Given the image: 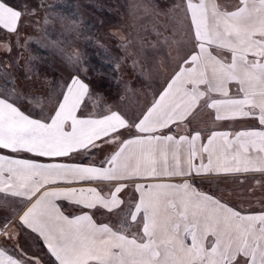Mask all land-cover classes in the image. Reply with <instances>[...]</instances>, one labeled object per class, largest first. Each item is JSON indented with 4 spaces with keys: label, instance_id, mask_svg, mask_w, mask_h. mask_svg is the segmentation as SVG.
I'll list each match as a JSON object with an SVG mask.
<instances>
[{
    "label": "snow or ice",
    "instance_id": "obj_1",
    "mask_svg": "<svg viewBox=\"0 0 264 264\" xmlns=\"http://www.w3.org/2000/svg\"><path fill=\"white\" fill-rule=\"evenodd\" d=\"M185 11L192 47L138 122L111 110L78 115L89 86L75 78L54 114L43 119L25 114L12 93L0 94V149L62 158L94 155L92 149L118 143L100 166L0 155V193L21 198L26 210L20 220L43 238L58 264H264V213L242 214L191 183L209 173H264V128L231 139L213 131L199 146L200 132L158 134L186 120L201 100L215 110L216 120L254 118L264 126V0H239L233 11H222L215 0H186ZM21 16L0 0V28L16 32ZM213 48L230 53V62ZM233 82L237 92L230 94ZM133 127L138 135L120 139L121 130ZM160 177L184 179L136 184V203L125 205L120 198L123 182ZM84 182L110 185L108 195L75 186ZM62 200L81 214L66 215ZM84 209L119 213L124 231L97 224ZM129 219L142 225V236L126 234ZM0 264L31 261L0 249Z\"/></svg>",
    "mask_w": 264,
    "mask_h": 264
},
{
    "label": "rangeland",
    "instance_id": "obj_2",
    "mask_svg": "<svg viewBox=\"0 0 264 264\" xmlns=\"http://www.w3.org/2000/svg\"><path fill=\"white\" fill-rule=\"evenodd\" d=\"M7 2L23 13L22 54L31 53L34 63H53L55 71L69 63L88 82L90 107L116 108L130 122L148 104L141 94L151 91L148 79L172 75L192 47L183 0ZM216 187L234 190L229 197L246 204L264 203V178L232 177Z\"/></svg>",
    "mask_w": 264,
    "mask_h": 264
},
{
    "label": "crops",
    "instance_id": "obj_3",
    "mask_svg": "<svg viewBox=\"0 0 264 264\" xmlns=\"http://www.w3.org/2000/svg\"><path fill=\"white\" fill-rule=\"evenodd\" d=\"M183 1L185 4L186 0ZM215 2L222 11H233L238 5L239 0H215ZM9 5L14 6L10 3ZM14 7L22 13V10L19 7ZM22 16L21 20L18 22L16 32H8L7 30L0 28V94H3L5 91L12 93V99L16 100L17 106H19L25 114H30L32 118L43 119L49 114H54L57 102L62 100V93L66 92L67 86L71 84L72 79H79L87 85L88 82L86 78L82 74H79L77 70L75 72L73 68H70L69 63H64V65L61 63L60 66H57L59 69L56 68L55 71L53 69V63H34L35 61L31 58V53L28 55L22 54L20 47ZM188 23L190 28V21ZM210 50L214 55L224 59L226 62H230V53L221 52L214 48ZM21 55L25 58L27 57L28 60L22 59ZM30 60L32 63H26ZM172 75L168 74L148 79L149 84H153V86L149 88L151 90L150 92L143 91V93H141L145 94L144 96L146 97L148 104L144 107L143 111L138 114L139 118H142V115L146 112L147 108L151 106L154 99L157 98L158 93L162 90L163 86H165L166 82ZM203 89L204 86L202 85L201 90ZM229 89L230 94H235L237 92V86L234 82L229 85ZM129 93H132V91ZM90 94L91 91L89 87V94L85 97L78 115L94 117L107 114L109 110L117 111L116 108H107L108 111H103L100 104L98 107H95V104L90 107L87 104ZM124 101L126 100L124 99ZM138 119L136 122H138ZM262 128H264V126H260L258 124V120L254 118L216 120L215 110L206 107L204 101L201 100L199 106L186 120L172 124L168 129H164L158 134H170L179 138L181 135L191 137V135L195 132H200L201 140L197 141V145L199 146L201 142L207 144V138L213 131L227 132L229 133V138L231 139L234 137L236 132L262 130ZM121 131L125 133V136L122 135L120 139H129L138 135L134 127L131 130L127 129ZM117 148L118 143H109L104 145L102 151L92 149V152L95 153L94 155L91 153H85L82 155L62 158L39 157L35 154L27 152L13 153L8 149H0V155L10 156L12 158L29 159L38 163L60 162L77 163L85 166L91 164L100 166L102 161H104L111 153L116 151ZM194 163L199 165V158H197ZM204 163H207V154H205ZM103 166L107 165L104 164ZM232 177H236L240 181L248 177L258 180L264 178V173L256 171H242L239 173H209L202 176H196L195 179L191 180V183L198 191L213 195L215 198L221 200L230 207H233L235 210L240 211L242 214L258 215L264 213V203L260 199H258V201L254 204H246L241 199L229 197L234 194V190L220 189L216 187V184ZM183 179V177H160L156 179L125 181L123 183H126L127 187L120 194V198L125 202V205L136 203L138 202L140 196V193L136 190V184H178L182 183ZM75 186L97 187L98 189H103L104 195H108V187H110V185L99 184L97 182H84ZM59 203L61 204L62 211H64L66 215L81 214L82 209L78 208L74 204L63 200L59 201ZM122 207H124V205H122ZM24 210L26 209L21 198L13 197L6 193H0V249L7 250L9 254H14V258L23 257L24 259H28L31 261V264H58V262L55 261V258L48 252L43 238L39 237L38 234L33 233L20 220V216L23 214ZM83 211L92 213L97 224L106 223L117 230L124 231V229H120L121 216L119 213L108 214L105 213L103 209L100 211L84 209ZM128 223L130 226L127 228L126 234L129 236L135 235L137 237L143 235L142 225L136 222H131L130 219ZM5 229L7 230L6 233ZM187 242L191 243L190 238Z\"/></svg>",
    "mask_w": 264,
    "mask_h": 264
}]
</instances>
